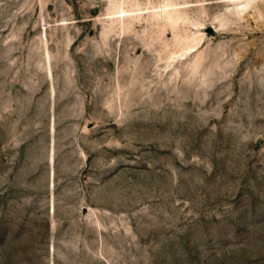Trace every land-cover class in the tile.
<instances>
[{
  "label": "rangeland",
  "instance_id": "obj_1",
  "mask_svg": "<svg viewBox=\"0 0 264 264\" xmlns=\"http://www.w3.org/2000/svg\"><path fill=\"white\" fill-rule=\"evenodd\" d=\"M0 264H264V0H0Z\"/></svg>",
  "mask_w": 264,
  "mask_h": 264
},
{
  "label": "bare ground",
  "instance_id": "obj_2",
  "mask_svg": "<svg viewBox=\"0 0 264 264\" xmlns=\"http://www.w3.org/2000/svg\"><path fill=\"white\" fill-rule=\"evenodd\" d=\"M238 1H239V0H238ZM53 150H54V149H53ZM49 155H50V154H49ZM53 156H54V155H53ZM54 158H55V157H54ZM54 158H53V157L51 158V159H52V161H53V159H54ZM52 172H53V171H52ZM52 182H53V181H52ZM52 182H51V183H52ZM52 185H53V184H52ZM53 206H54V205H53Z\"/></svg>",
  "mask_w": 264,
  "mask_h": 264
}]
</instances>
